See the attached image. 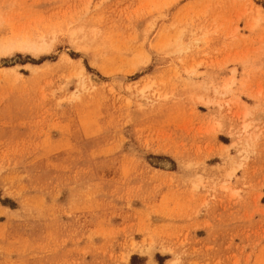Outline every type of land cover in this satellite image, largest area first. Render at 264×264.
<instances>
[{
    "label": "rangeland",
    "instance_id": "1",
    "mask_svg": "<svg viewBox=\"0 0 264 264\" xmlns=\"http://www.w3.org/2000/svg\"><path fill=\"white\" fill-rule=\"evenodd\" d=\"M0 264H264V0H0Z\"/></svg>",
    "mask_w": 264,
    "mask_h": 264
},
{
    "label": "bare ground",
    "instance_id": "2",
    "mask_svg": "<svg viewBox=\"0 0 264 264\" xmlns=\"http://www.w3.org/2000/svg\"><path fill=\"white\" fill-rule=\"evenodd\" d=\"M145 88H146V87H145ZM145 88H143V89H142V90H143V92H144Z\"/></svg>",
    "mask_w": 264,
    "mask_h": 264
}]
</instances>
